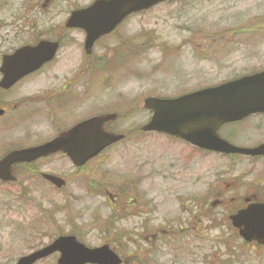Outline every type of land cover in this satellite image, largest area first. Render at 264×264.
Wrapping results in <instances>:
<instances>
[{"label": "rangeland", "instance_id": "rangeland-1", "mask_svg": "<svg viewBox=\"0 0 264 264\" xmlns=\"http://www.w3.org/2000/svg\"><path fill=\"white\" fill-rule=\"evenodd\" d=\"M92 1L0 0V23L26 10H50L61 12L50 23L56 28L64 25L68 12ZM7 31L0 25L3 37ZM118 34L126 51L118 76L97 84L100 90L92 98L118 113L114 127L128 138L85 172L76 173L71 164L58 161L48 167L72 179L65 192H50L41 178L25 175L24 188L29 183L31 189L38 187L29 192L27 207L19 209L13 202L23 196L18 188L0 186V264H16L60 235H75L89 248L114 247L111 242L118 241L116 252L125 264H264V248L243 246L228 221L237 210L232 199L255 191L258 173L251 170L245 181L241 160L230 171H221L226 162L195 156L179 141L140 131L150 118L143 108L145 98H175L264 69V0L163 4L131 17ZM116 66L109 62L107 73ZM221 174L234 176L224 178L236 179L240 186L224 194L223 202ZM137 208L142 214H134ZM143 218L147 228L165 237L149 243L147 255L138 251L137 256L136 239L124 237L140 234ZM34 225L39 230L24 237ZM57 258L52 255L38 264H57Z\"/></svg>", "mask_w": 264, "mask_h": 264}, {"label": "flooded vegetation", "instance_id": "flooded-vegetation-1", "mask_svg": "<svg viewBox=\"0 0 264 264\" xmlns=\"http://www.w3.org/2000/svg\"><path fill=\"white\" fill-rule=\"evenodd\" d=\"M94 1L96 0H93L89 5ZM73 11L68 12L69 15H67L66 20L63 19L61 21V25H64L56 26V28H53L50 23L55 18L60 17L61 12L50 10H26L20 15L13 17L12 21H7L6 19V21L3 20L4 22L0 23L2 28H8V31L4 33V37L0 34V37L2 36L0 39V162L14 151L43 146L67 134L81 123L108 114H115L117 117L105 123L104 130L108 133L122 134L118 133L114 127L118 126L117 122L120 120L118 113L108 112L104 102L97 103L92 98V95L100 90L96 89L97 84L110 75L116 79L120 66H122L120 63L123 51H125V45L122 37L118 34L120 27L110 35L95 41L91 49L87 48L86 31L77 28H67L68 18ZM42 42L55 45L56 52L53 58L36 71L22 77L12 87H3L2 82L5 78L2 72L4 59L11 57L22 48L37 47ZM111 61L119 66L111 67L110 69L113 70L109 74L106 66ZM263 71L264 69L249 72L244 76L228 81ZM40 81L46 83L42 88L38 85ZM217 133L227 143L245 150L263 146L264 114L253 115L238 122L224 124ZM125 136L127 139L128 135ZM170 139L181 142L185 148L191 149L195 156L211 157L217 161L226 162L221 171H230L234 161L241 160L244 162L245 174L243 178L245 181L248 179V174L250 175L251 170H253V174L258 173L257 184H253L257 185L256 190H251L250 194H246L241 199L234 197L232 202H237V209L246 207V201L250 198H256V201L264 202V155H226L200 148L182 139ZM119 144L112 145L83 167H75L73 160L63 151H58L31 163L15 164L11 168L13 180L11 179L10 182L4 183L3 186L7 189L18 188L17 192L19 195H30L29 192H33L32 189H38L36 184L31 189L30 183L29 186L24 188L25 180H22L25 175H30L31 178H41L43 180L41 185L48 188L50 192H65L72 179L67 177V174L63 175V171L55 172L48 170V167L53 168V164L58 161L69 163L72 171L82 173L85 172L90 163L99 161L104 153ZM45 176H55L64 183L61 187H58ZM224 177L234 179V176L230 174L220 175L218 184L219 186L222 185V187L219 189V195L236 192L240 188L239 181L235 179V181L228 182ZM84 178H86L85 174L83 175ZM86 179L88 180V178ZM248 184L244 183V190L249 187ZM250 189L248 188V191ZM225 198L226 195L221 196L222 200H219V202H223ZM13 202H15V205L19 204V209L29 206V203L21 196H16ZM134 214H142V211L137 208ZM146 221L143 218L139 226L141 233L136 236L132 235L129 241L136 239L134 242L135 249H137L136 253L139 251L147 255L149 253L148 244L154 243L157 239L164 241L165 236L153 232L152 227L147 228V225L144 224ZM35 230H39V228L34 225L25 230L23 233L28 234L23 236L30 237ZM150 248H155V244H152ZM136 255L139 256L141 254L138 253Z\"/></svg>", "mask_w": 264, "mask_h": 264}, {"label": "water", "instance_id": "water-1", "mask_svg": "<svg viewBox=\"0 0 264 264\" xmlns=\"http://www.w3.org/2000/svg\"><path fill=\"white\" fill-rule=\"evenodd\" d=\"M167 1L176 0H98L86 9L74 11L67 26L86 31V44L90 48L96 39L114 31L129 15ZM55 51V45L41 43L36 48L27 47L5 58L3 87L9 88L50 61ZM144 107L152 111L150 121L142 128L145 132L164 133L216 152L264 155V145L245 150L224 142L216 133L226 123L264 113V72L176 99L148 98ZM116 117L113 114L92 118L53 142L11 153L0 162V179L13 180L11 168L14 164L31 163L58 151L66 152L77 167L84 166L125 138L104 130V124ZM45 177L58 187L64 183L54 176ZM246 202L250 204L232 215L230 221L246 243L264 246V203L250 199ZM56 252L61 254L58 264H122L121 258L108 245L89 249L73 236H62L50 246L20 259L17 264H34Z\"/></svg>", "mask_w": 264, "mask_h": 264}, {"label": "trees", "instance_id": "trees-1", "mask_svg": "<svg viewBox=\"0 0 264 264\" xmlns=\"http://www.w3.org/2000/svg\"><path fill=\"white\" fill-rule=\"evenodd\" d=\"M183 0H181L180 2H182ZM21 203V202H20ZM21 204H23V203H21ZM24 205V204H23ZM117 220V219H116ZM124 238H130V236L129 237H127V236H125ZM111 244H113L114 245V247H115V249L117 250V251H119L120 250V246H118L117 244H120V243H118V241L117 242H111ZM112 246V245H111ZM113 247V246H112Z\"/></svg>", "mask_w": 264, "mask_h": 264}]
</instances>
